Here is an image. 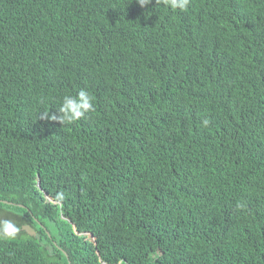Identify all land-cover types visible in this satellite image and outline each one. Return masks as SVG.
<instances>
[{"label": "trees", "instance_id": "obj_1", "mask_svg": "<svg viewBox=\"0 0 264 264\" xmlns=\"http://www.w3.org/2000/svg\"><path fill=\"white\" fill-rule=\"evenodd\" d=\"M2 222L0 264H264V0H0Z\"/></svg>", "mask_w": 264, "mask_h": 264}, {"label": "clouds", "instance_id": "obj_2", "mask_svg": "<svg viewBox=\"0 0 264 264\" xmlns=\"http://www.w3.org/2000/svg\"><path fill=\"white\" fill-rule=\"evenodd\" d=\"M141 7H145L152 3V0H137ZM156 3H161L163 6L171 10L185 11L188 8L190 0H156ZM94 110V98L86 90H79L75 96L65 95L62 99L57 114L45 113L41 119H48L64 124H72L85 118L89 113ZM204 124L207 125L208 121L205 120ZM64 194L57 195V201L64 199ZM20 232L19 227L11 222L0 223V239H14Z\"/></svg>", "mask_w": 264, "mask_h": 264}, {"label": "water", "instance_id": "obj_3", "mask_svg": "<svg viewBox=\"0 0 264 264\" xmlns=\"http://www.w3.org/2000/svg\"><path fill=\"white\" fill-rule=\"evenodd\" d=\"M37 187L39 188V182H37ZM47 199L50 201V199L47 197ZM22 230L31 237H34L36 235L34 229H32L30 226H23Z\"/></svg>", "mask_w": 264, "mask_h": 264}, {"label": "flooded vegetation", "instance_id": "obj_4", "mask_svg": "<svg viewBox=\"0 0 264 264\" xmlns=\"http://www.w3.org/2000/svg\"><path fill=\"white\" fill-rule=\"evenodd\" d=\"M24 226H27V225H24ZM23 227V226H22ZM22 229V228H21Z\"/></svg>", "mask_w": 264, "mask_h": 264}]
</instances>
